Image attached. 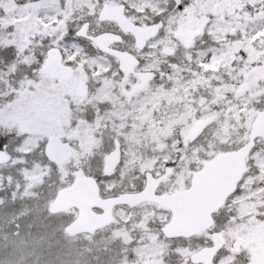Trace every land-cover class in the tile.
I'll use <instances>...</instances> for the list:
<instances>
[{"label":"snow or ice","instance_id":"obj_1","mask_svg":"<svg viewBox=\"0 0 264 264\" xmlns=\"http://www.w3.org/2000/svg\"><path fill=\"white\" fill-rule=\"evenodd\" d=\"M0 264H264V0H0Z\"/></svg>","mask_w":264,"mask_h":264}]
</instances>
